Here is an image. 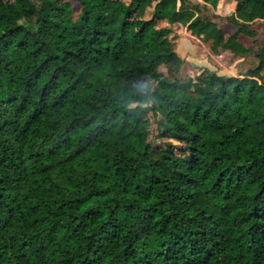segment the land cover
Wrapping results in <instances>:
<instances>
[{
	"label": "trees",
	"instance_id": "1",
	"mask_svg": "<svg viewBox=\"0 0 264 264\" xmlns=\"http://www.w3.org/2000/svg\"><path fill=\"white\" fill-rule=\"evenodd\" d=\"M232 1L227 34L186 0H0V264H264V41L181 78L171 37L246 56L264 0Z\"/></svg>",
	"mask_w": 264,
	"mask_h": 264
},
{
	"label": "rangeland",
	"instance_id": "2",
	"mask_svg": "<svg viewBox=\"0 0 264 264\" xmlns=\"http://www.w3.org/2000/svg\"><path fill=\"white\" fill-rule=\"evenodd\" d=\"M6 1L12 2L13 0ZM156 1L157 0H151L150 8L156 3ZM71 2L73 6L77 8L75 0H71ZM186 2L192 5H199L201 13L215 21L219 27L226 31L227 34H231L237 29L233 21L234 6L232 0H220L216 8L204 5L202 0H186ZM150 8L146 10L144 17L149 16ZM159 24L163 25L164 22H160ZM244 27L253 33V37L249 40L250 52L241 58L231 56L229 53L225 52L213 55L210 53L207 43L192 36L182 25H174L172 27L173 32L171 37L175 44V51L183 59V63L181 64L178 73L179 77L193 78L199 68L202 67L213 69L219 74L228 75H237L248 68L255 67L257 64V60L254 57L256 51L255 42L264 41V21L255 20ZM143 116L145 125L150 131L149 139L153 143L166 141V139L159 140L155 138V120L146 107H143ZM172 143L177 144V142L173 140Z\"/></svg>",
	"mask_w": 264,
	"mask_h": 264
},
{
	"label": "clouds",
	"instance_id": "3",
	"mask_svg": "<svg viewBox=\"0 0 264 264\" xmlns=\"http://www.w3.org/2000/svg\"><path fill=\"white\" fill-rule=\"evenodd\" d=\"M147 87H148V84L147 83H145V82H141L140 83L141 90L147 89Z\"/></svg>",
	"mask_w": 264,
	"mask_h": 264
}]
</instances>
